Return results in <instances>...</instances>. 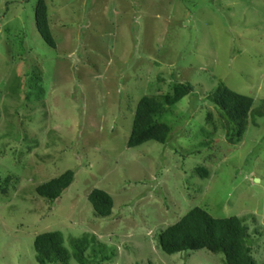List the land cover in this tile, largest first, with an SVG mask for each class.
<instances>
[{"label": "rangeland", "instance_id": "obj_1", "mask_svg": "<svg viewBox=\"0 0 264 264\" xmlns=\"http://www.w3.org/2000/svg\"><path fill=\"white\" fill-rule=\"evenodd\" d=\"M38 1L0 0V264H37L35 239L51 232L70 251L87 236L95 264H223L160 247L196 207L243 220L264 264V0H45L56 50L37 30ZM174 84L193 93L159 119L169 143L128 149L139 101ZM221 84L255 101L237 145L208 100ZM69 170L51 208L36 189ZM95 189L113 198L108 219L88 201Z\"/></svg>", "mask_w": 264, "mask_h": 264}, {"label": "trees", "instance_id": "obj_2", "mask_svg": "<svg viewBox=\"0 0 264 264\" xmlns=\"http://www.w3.org/2000/svg\"><path fill=\"white\" fill-rule=\"evenodd\" d=\"M48 13L46 1L39 0L35 6L37 30L44 43L52 50H56L57 42L50 28ZM27 75L30 76V73L28 72ZM39 81L37 77L31 75L28 91L32 87L35 93L43 96L44 89L41 82L37 84ZM192 93L191 86L174 84L172 93L160 97H143L136 107L127 148L135 149L150 142L167 145L173 129L161 123L159 119L167 114L169 108L176 107ZM208 100L219 115L229 143L233 145L240 143L253 114L254 99L237 94L221 84ZM211 119V115L207 116V121ZM197 174L202 179L209 177L205 169H198ZM75 177V171H66L61 176L39 186L36 193L53 208L74 184ZM88 201L97 218L108 219L112 216L114 201L107 192L95 189L88 196ZM159 243L163 253L168 256L208 251L213 255H221L224 258L223 264H258L252 255L253 242L243 220L237 217L216 219L199 207L192 209L177 223L163 231L159 236ZM90 248V240L87 236L72 239L71 253L60 232L40 234L34 242L37 264H70L71 260L77 264H95L86 257ZM93 250L95 257L99 252L102 254L101 262H111V257L102 253L104 249L99 250L98 254L95 249Z\"/></svg>", "mask_w": 264, "mask_h": 264}]
</instances>
